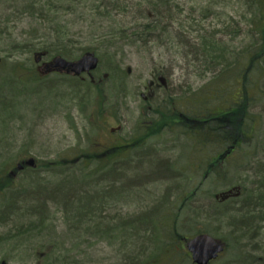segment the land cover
<instances>
[{"label": "rangeland", "instance_id": "374dc122", "mask_svg": "<svg viewBox=\"0 0 264 264\" xmlns=\"http://www.w3.org/2000/svg\"><path fill=\"white\" fill-rule=\"evenodd\" d=\"M176 2L183 6L178 15L183 26L176 25V30L173 29L171 44L165 39H154L148 43L149 46L133 43L132 38L127 41L93 40L105 32L100 27H106L107 23L88 27L78 19L79 14L65 19L69 24L68 37L76 43V49L93 46L97 50L100 64L93 76L95 81H102L98 89L88 83L90 78L87 75L72 80L47 74L44 64H49L51 58L42 56L44 53L38 54L42 56L41 61L38 59V66L33 64V55L15 53L13 59L22 58L28 67L39 68L38 74L44 79L28 85L22 82L1 84L0 79V264H127L124 261L129 257H124L127 255L124 253L127 250H124L125 238L112 230L150 211L164 197L167 196L170 202L178 197V192H181L178 186L183 184L179 182L186 181L172 172V166L185 153L191 160L192 176L197 175L194 173L199 168V160L194 153H188L191 142L185 137H175L165 131L153 140L154 148L135 151L122 148L142 119L145 107H148L141 94L149 96L147 82L158 76L164 78L166 86L154 88L157 99L150 104L152 108L159 106L169 95L184 96L202 88L214 75L205 72V63L187 40L193 41L206 32H217L216 39L231 50L245 51L256 39L252 31L253 20L263 17L264 0ZM18 7L12 1L0 3V48L10 47L14 40H31L35 34L36 37L43 36L42 31L40 35L35 31L42 28L41 23L32 19L30 12L17 14ZM7 20L10 22L5 27L3 22ZM31 42L37 45L41 41ZM0 71L6 73L5 68ZM25 71L18 73L23 79L31 74L27 69ZM261 86L264 88V79ZM183 98L186 101L187 98ZM172 103L174 111L187 109L178 104L181 103L179 100ZM255 114L262 116L263 124L261 122L260 125L264 129V101L255 109ZM213 150L205 152L210 154ZM256 150L258 157L264 160V144ZM86 157L93 161L98 158L99 161L90 165L84 163L88 159ZM64 160L73 161L70 164ZM31 161L35 163L30 165ZM157 161L168 166L166 171L155 175L153 167ZM51 162L63 165V174L44 171L43 166ZM113 163L123 168L117 174L124 184L114 185L119 182L114 180L117 179L115 173H110L108 183L100 180L101 186L113 185L112 190H115L109 194L111 199L107 198L108 203L103 209L95 204L96 210L87 220L77 219L79 213L83 214L78 207L80 202H83V207L90 202H87V197L81 201L85 187L79 189L81 185L73 182L74 178H81V184L84 179L90 181L102 173V168ZM244 164L241 161L228 162V172L223 176L230 186L216 185L218 196L232 189V198L242 207L248 205L244 197L255 191L256 196L264 185V179L256 175L259 173L256 165L246 168ZM65 178L66 184L63 183ZM61 183L62 186L59 185ZM237 192L241 194L240 198H236ZM69 196L70 203L66 204ZM99 196L102 192L96 194V202H105ZM227 198L219 197L225 202ZM212 202H193L186 218L200 223V227L194 229L202 233L209 230L212 234L208 235L226 245L227 250L213 264L263 263L264 223H248L256 227L253 230L230 228L231 218L239 219L232 212L227 214V219L214 223L210 220ZM194 214H199V217ZM89 228L96 234L95 228L98 234H93ZM109 229L112 232L108 235ZM183 229L188 231L186 237L194 236L193 228ZM168 240L163 237L165 242L161 252L155 243L151 247L149 245L147 256L152 257H138L137 263H179L178 257H171L174 243L170 244ZM131 244L132 254L141 253L142 243L134 240V234Z\"/></svg>", "mask_w": 264, "mask_h": 264}, {"label": "trees", "instance_id": "16d2710c", "mask_svg": "<svg viewBox=\"0 0 264 264\" xmlns=\"http://www.w3.org/2000/svg\"><path fill=\"white\" fill-rule=\"evenodd\" d=\"M8 1L19 6L16 9L17 14L22 15L30 12L32 19L41 23L39 25L42 28H37L36 33L38 35L43 33V36L36 37L35 34L31 40L24 39L20 42L14 40L10 42V47L0 48V54H2L0 70L1 68L6 70L5 74L0 71L2 74L1 84L22 82V84L28 85L36 84L44 79L34 67H28L24 59H13L17 52L21 53L20 56L22 54L33 55V64L37 66L38 59L42 60V56L51 59L62 57L66 60H76L87 52L96 54L97 50L93 46L79 50L76 49V43L69 39V24L65 19L70 15L79 14L78 19L88 27L95 28L108 24L106 27H100L105 32L98 34V38L93 37V40L127 41L132 38L133 43H141L142 46H149L148 43L154 39H165L168 44H171L173 29L176 30V25L183 26L182 22L178 20L183 6L177 4V0H0V3ZM125 19H129V21L125 22ZM9 22L10 20L3 22L5 27ZM253 22L254 30L252 31L256 39L248 49L241 53L231 50L229 46L217 40V32H206L205 35H198L193 41L187 40V44L196 55L199 54L201 61L205 63L203 64L205 72L213 73L214 76L202 88L187 92L184 96L183 94L169 95L167 99L161 101L160 105L158 104L159 106L154 108L150 105L153 100H148L146 103L148 107H145L142 119L137 122L134 133L132 132L126 146L122 147L128 151L142 150L147 147L154 148L153 140L167 131L175 137L187 138L191 142L188 153L190 155L194 153L199 160V168L194 173V175L197 174L196 176H192L191 160L185 156L186 153L172 166V172L177 173L175 175L180 176L178 178L183 177V180L186 181L179 182L183 183L178 186L181 192H178V197L173 202H170L166 196L150 211L112 230L125 238L126 247L124 250L126 248L127 250L124 253L127 255L124 257L128 255L129 257L124 258V261L127 264H138V257H146L150 253L149 245L151 247L154 243L159 247L158 252H161V247L166 241H163V237L168 238L172 233V235L177 234L183 239L188 234V231L183 228L200 227L198 221H190V218H186L188 216L186 212L192 210L195 201H213L210 205L212 211L210 220L214 223L220 222L221 219H227V214L231 212L237 214L239 219L231 218L230 228H247L250 222L252 224L257 221L264 223V204H262L264 203V185L258 194L254 195L258 201H252L249 204L250 195L247 196L248 198L246 197L247 199L244 197V202L248 203L245 207L237 205L239 202L231 196L232 189H228L225 194L220 196L216 194V185L230 186V182H226V177L223 174L228 172L226 164L232 160L245 163L246 168L256 165L259 171L256 175L264 178V160L258 157L259 153L256 150L260 144H264V129L260 125L261 122L263 124V118L261 115L255 114V109L264 101V88L261 86L264 79V15ZM32 40L41 42L36 45L31 42ZM12 51H14V55ZM39 52L44 54L38 55ZM26 69L31 74L27 75L28 78L23 79L18 73ZM52 76L78 79L61 73H55ZM104 77L106 78L107 75ZM100 82L102 81L89 80L88 83L98 89ZM183 97L187 98H185L186 101ZM156 99H154V103ZM176 100L181 101L178 104L187 109L174 111L172 102H176ZM208 149L214 150L210 154H206L205 151ZM97 159L93 161L88 158L84 163L92 165V163H96ZM64 161H69L68 163L72 164L73 160ZM114 163L111 164L112 166L102 168V173L90 181L83 178L84 181L81 184V178H74L73 182L81 185L79 189L83 190L85 187L81 201L82 198L87 197L89 198L87 202H90L85 207H83V202H80L78 207L83 214L79 213L77 219L87 220L90 213L96 210L95 204L100 205L102 209L106 207L107 198L115 189L112 190V184L101 186L99 181L108 183L110 173L117 174L120 172L119 169H123ZM43 167H38V169L43 168L44 171L54 172L56 175L63 174L61 171H64L63 165L54 162ZM239 167L243 166L239 164ZM118 177H120L119 173L117 177L115 176L117 179H114L119 182L114 185H123L124 182ZM222 177H224V181H222ZM85 178L88 179L87 176ZM197 178L200 180L198 181ZM66 180V178L63 179L64 184H66ZM214 180L216 184L212 182ZM59 185L62 186V183ZM98 192H102V196L99 197L104 198L105 202L102 200L96 202ZM226 195L228 196L226 202L219 199V197L226 198ZM235 195L236 198L241 197L239 192ZM261 204L262 206H260ZM7 210L5 209V212ZM198 215L194 214L193 216L199 217ZM189 216L191 217V215ZM141 228L143 229L141 230ZM89 231L92 232V229L89 228ZM93 231L98 234L95 228ZM107 231L108 235L109 232H112L110 229ZM139 231L140 234L137 233ZM199 233L202 232L198 229L193 230V235ZM204 233L212 234L209 230H205ZM133 234L134 240L142 243L139 254L130 252L133 249L131 244ZM168 241L170 244L173 242ZM150 257L152 255L146 258ZM171 257L179 258L180 262L175 264H193L182 250L174 252ZM182 261L185 263H181ZM259 264H264V262Z\"/></svg>", "mask_w": 264, "mask_h": 264}, {"label": "water", "instance_id": "95a60500", "mask_svg": "<svg viewBox=\"0 0 264 264\" xmlns=\"http://www.w3.org/2000/svg\"><path fill=\"white\" fill-rule=\"evenodd\" d=\"M1 60L0 57V63ZM99 63V58L94 53L88 52L75 61H68L62 57H56L49 64L44 66L47 74L51 71H59L76 77L87 74L90 78H93L92 73L97 70ZM148 84L150 86L152 81H149ZM29 164L33 165V161ZM187 249L195 264H210L212 261L216 260L219 254L224 250L221 243L207 234H201L188 241Z\"/></svg>", "mask_w": 264, "mask_h": 264}, {"label": "flooded vegetation", "instance_id": "af4514ba", "mask_svg": "<svg viewBox=\"0 0 264 264\" xmlns=\"http://www.w3.org/2000/svg\"><path fill=\"white\" fill-rule=\"evenodd\" d=\"M53 74H55V73H60L59 71H51ZM51 73V74H52ZM159 87V88H164L166 85H165V81L162 79V78H160L159 76L155 79V78H153V82H152V84L150 85V86H148V83H147V90H149V96H146V94H141V97L143 98V100H144V102H147L148 100H153V99H155V94L153 93V90H154V88H156V87ZM200 234H203V233H199V234H196V235H194V236H192L191 238H188V237H184L183 239L181 238V237H179V236H177V234H173L172 235V233L171 234H169V236H168V238L167 239H169L170 241H173V242H175V241H177L175 244H174V247H173V249H172V252H177V251H183V253L184 254H186L187 255V257L189 258V260L193 263V264H195L194 263V261L192 260V256H191V254H190V252L188 251V249H187V244H188V241L190 240V239H193L194 237H196V236H198V235H200ZM224 245V244H223ZM224 247H225V251H226V246L224 245ZM224 251V252H225ZM223 255V253L222 254H220V256L218 257V259L219 258H221V256ZM176 259V258H175Z\"/></svg>", "mask_w": 264, "mask_h": 264}, {"label": "bare ground", "instance_id": "6f19581e", "mask_svg": "<svg viewBox=\"0 0 264 264\" xmlns=\"http://www.w3.org/2000/svg\"><path fill=\"white\" fill-rule=\"evenodd\" d=\"M153 163H155V162H153ZM167 166H168V165H167L166 163L161 162V161H157L155 167H153V171H155L154 174L156 175V174L159 173V172L166 171ZM154 174H153V175H154ZM263 179H264V178H263ZM255 194H256V191L253 192V194H251V195L249 196V198H248V203H249V204L251 203L252 200H254V201H258V198L254 196ZM69 203H70V196H69V199L67 200L66 204H69ZM262 204H264V203H262ZM262 204H261L260 206H262ZM254 228H256V227H255V226H252V225H248V226H247V230H253Z\"/></svg>", "mask_w": 264, "mask_h": 264}]
</instances>
